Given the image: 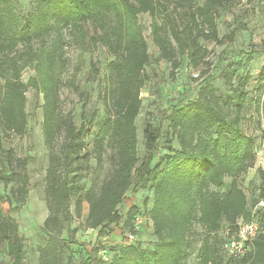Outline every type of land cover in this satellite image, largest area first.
I'll use <instances>...</instances> for the list:
<instances>
[{
  "label": "trees",
  "instance_id": "16d2710c",
  "mask_svg": "<svg viewBox=\"0 0 264 264\" xmlns=\"http://www.w3.org/2000/svg\"><path fill=\"white\" fill-rule=\"evenodd\" d=\"M32 1L34 10L23 18L15 0H0V126L6 135H24L29 123L26 93L33 88L43 95L49 214L43 225L47 239L39 247L38 264H66V250L73 246L82 249L84 244L74 231L68 238L64 231L70 230L75 216L81 215L85 201L89 207L85 227L99 233L82 264H184L193 249L192 227L196 222L205 231L201 264H223L225 256L229 257L227 264H264V207L256 208L264 199V171H259L261 190L252 204L238 182L255 165L259 146L257 138L243 128L247 104L257 106L264 138V65L253 77L241 73L252 55L245 62L231 61L223 70L230 92L226 98L206 83L196 98L175 106L168 121L178 146L170 148V154L157 164L152 163L161 127H145L143 159L138 148L136 121L143 105L142 89L149 79L146 67L151 61L139 16L148 14L151 18L157 59L170 62L174 76L185 56L195 67L208 63L211 50L203 42L234 40L241 28L220 36L218 24L220 12L232 9L234 0ZM259 2L264 8V0ZM67 35L83 52L101 44L114 55L104 75L101 96L106 117L102 120L95 111H89L77 125L61 109ZM27 68L34 70V75L24 82L22 75ZM95 70L98 73V68ZM253 79L256 88L249 98ZM91 133L96 170L104 169L108 149L112 150L114 170L102 183L87 188L83 179L91 167V152L87 150ZM9 153L7 164L0 158V182L13 183V200L24 205L30 185L27 161ZM227 177L232 179L228 186ZM136 181L141 188L152 190L149 214L156 236L153 247L136 243L139 206H132L125 217L119 212ZM213 187L226 189L217 192ZM1 203L0 196V247L6 244L10 264H24V237L16 220L4 214ZM251 219L258 221L259 233L248 243L244 255H229L225 243L241 221ZM122 220L128 230L126 238L133 233L135 239L106 247V240L99 235ZM224 222L228 231L219 238Z\"/></svg>",
  "mask_w": 264,
  "mask_h": 264
},
{
  "label": "rangeland",
  "instance_id": "374dc122",
  "mask_svg": "<svg viewBox=\"0 0 264 264\" xmlns=\"http://www.w3.org/2000/svg\"><path fill=\"white\" fill-rule=\"evenodd\" d=\"M203 3L205 0H200ZM16 8L23 18L28 16L35 7L32 0H15ZM139 20L143 26L146 36L151 61L146 67L149 79L142 89V110L137 118L136 125L139 139V155L143 159L146 154L144 130L147 124L161 127L162 132L154 151L153 165L160 162L168 154L170 148L178 146L177 140L172 136L169 127L168 115L175 106H180L197 97L200 88L206 83L218 88V94L227 97L229 86L223 78V70L231 61L242 60L245 62L247 56L252 59L242 69L241 73H251L257 76L264 65V8L259 0H234V6L230 10L221 11L219 17L220 36L229 34L235 27L241 28L232 42L216 44L215 42H203L211 53L207 58L208 63L195 67L190 63L187 56L182 58L179 69L172 75V64L166 60H158L159 50L152 40L151 18L148 14H141ZM245 26V28H243ZM243 28V29H242ZM67 45L65 56L67 67L63 72L64 85L61 90V109L65 115H71L73 121L80 125L83 114L95 111L97 119L106 117V107L101 94L105 85V73L108 63L114 59V55L103 46L98 45L95 49L82 51L78 46L70 43V36H66ZM98 68V73L95 70ZM34 75V70L27 68L22 75V80L27 82ZM236 79L234 82L237 83ZM3 80L0 79V86ZM256 84L254 79L250 82L249 98L254 94ZM27 111L29 113L28 130L24 135H6L0 126V158L7 164L10 151L16 158L27 161V172L29 175V194L24 205H19L13 200V183L0 182L1 207L5 215L16 220L20 234L24 237L25 258L24 264L39 263V247L43 246L47 239L44 230V221L48 217L49 210L46 201V174L49 166V153L44 142L42 132V109L43 95L35 89L29 88L27 93ZM243 128L255 136L258 140L256 150V162L252 168L238 178L240 186L245 191L249 203L252 204L260 194V170L264 171V138L262 140L263 126L260 122L257 106L247 104L243 111ZM94 133L87 137V150L91 152V167L83 181L89 188L93 183H102L110 177L114 170L111 159L112 150L108 149L104 169L97 171V160L95 158ZM261 142V143H260ZM260 143V144H259ZM231 178L225 179L227 186ZM225 188H214L217 192H223ZM148 199L147 205L145 204ZM12 200V201H11ZM152 204V190L141 188L136 181L127 193L124 202L119 207L120 214L125 217L130 208L139 206L140 210L136 217V243L144 247H153L156 236L150 219L149 208ZM73 211L75 205L72 206ZM88 203H83L82 213L74 218L70 230L64 231V237L68 238L74 231L76 239L84 246L76 250L73 246L66 250V264H82L93 247L94 239L99 233L91 232L85 227L88 216ZM124 220L117 225L106 229L99 237L106 240V247L115 244H126L127 231L124 228ZM194 245L190 255L184 264H201L200 248L204 237V228L196 222L193 227ZM228 231V224L223 223L218 233L223 238ZM101 246L100 241H98ZM97 247V245H96ZM221 250V249H220ZM222 252V250H221ZM224 253V252H223ZM223 264H227L228 256H225ZM0 264H10L7 246L0 247Z\"/></svg>",
  "mask_w": 264,
  "mask_h": 264
},
{
  "label": "built area",
  "instance_id": "2783aa9c",
  "mask_svg": "<svg viewBox=\"0 0 264 264\" xmlns=\"http://www.w3.org/2000/svg\"><path fill=\"white\" fill-rule=\"evenodd\" d=\"M261 207H264V199L256 206V208ZM259 229V223L255 219L241 221L237 232L225 243L224 247L226 252L235 257L244 255L249 248L248 243L259 233ZM134 239L135 236L133 233L127 235L128 242H132Z\"/></svg>",
  "mask_w": 264,
  "mask_h": 264
}]
</instances>
